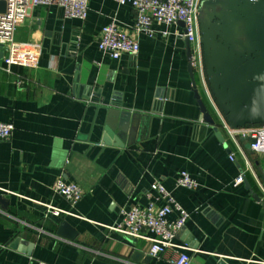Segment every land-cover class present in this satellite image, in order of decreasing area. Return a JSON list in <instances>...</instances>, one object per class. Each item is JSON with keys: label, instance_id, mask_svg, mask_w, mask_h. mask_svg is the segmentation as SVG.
I'll list each match as a JSON object with an SVG mask.
<instances>
[{"label": "crops", "instance_id": "0c3cea01", "mask_svg": "<svg viewBox=\"0 0 264 264\" xmlns=\"http://www.w3.org/2000/svg\"><path fill=\"white\" fill-rule=\"evenodd\" d=\"M114 20L139 40L137 54L100 53L102 31ZM135 23V10L113 0H90L84 22L66 19L58 6L17 20L15 39L38 50L39 65L8 71L0 60V122L15 127L0 142V264H174L172 250L153 259L148 241L110 228L134 206L162 207L156 182L191 214L176 242L192 264H264V153L252 154L242 139L238 149L227 134L224 123L243 125L228 121L208 64L210 49L231 112L264 110V0L200 3L203 60L193 70L225 144L201 122L183 23L157 25L155 38L138 36ZM181 172L199 187L177 188ZM242 174L250 189L235 184ZM60 177L84 191L75 216H51L44 206L69 209L54 193ZM65 221L74 241L58 235Z\"/></svg>", "mask_w": 264, "mask_h": 264}, {"label": "built area", "instance_id": "2783aa9c", "mask_svg": "<svg viewBox=\"0 0 264 264\" xmlns=\"http://www.w3.org/2000/svg\"><path fill=\"white\" fill-rule=\"evenodd\" d=\"M6 3V11L0 13V44L4 47V57L1 60L6 70L13 66L35 69L39 65L38 50L16 41V23L18 19L28 16L30 10L39 6H58L63 9L64 17L70 20L84 22L88 17L90 0H0ZM120 6H131L136 12L134 29L138 36L155 38L159 31L157 25L167 29L183 23L185 34L192 45L193 66L201 64L203 48L200 43L198 30L199 7L202 0H113ZM167 34V33H164ZM98 50L103 56L112 60H119L126 54H137L140 50L139 40L119 30L114 20L102 31L98 42ZM227 134L238 149H241L240 140H250V149L254 153H264V125H243L234 128L224 123ZM15 127L11 123L0 122V142L9 141ZM230 159L235 161V155ZM242 174L235 180L236 185L244 183ZM177 188L196 190L199 185L188 172H181L176 180ZM152 190L158 193L159 200L165 204L155 208L150 203L146 208L134 206L122 212L121 219L114 226L113 231L129 238L146 240L150 244L149 255L159 260L166 252L175 253L174 264H192L187 254L188 248L176 242L178 231L183 228L191 214L177 201L174 195L160 182L152 185ZM54 193L61 196L68 204L69 209L63 210L52 204H45L48 215L75 216V209L84 197L83 189L75 184L68 183L60 177L55 186ZM157 198V200H158ZM175 214L176 219L170 221L169 217ZM38 264H49L39 262Z\"/></svg>", "mask_w": 264, "mask_h": 264}, {"label": "water", "instance_id": "95a60500", "mask_svg": "<svg viewBox=\"0 0 264 264\" xmlns=\"http://www.w3.org/2000/svg\"><path fill=\"white\" fill-rule=\"evenodd\" d=\"M6 11V3L0 1V13H4ZM208 46L211 48V36H208ZM186 41V51H187V57L189 60V73L190 77L192 80L193 84V90H194V97L197 100V103L200 107L201 110V115L202 119L201 122L210 125L213 127V129L216 131V135L218 139L225 144V138L223 137L222 133L218 131L216 125V121L210 114L206 104L202 100L199 90L197 88L196 80H195V75H194V70H193V55H192V45L188 41V39L185 37ZM4 47L3 45L0 44V60L3 59L4 57ZM208 59H209V73L210 75L214 78V83H216L220 89H221V94L226 102L227 110L230 112L228 116V121L233 124V125H251V124H260L264 125V110H257V109H251V108H238L231 112V104H230V98H229V93H228V86L227 84L223 81L221 78L220 74L214 71V65L211 57V50L209 49L208 51ZM247 149L248 151H251L250 149V140H247ZM227 146V144H226ZM228 147V146H227ZM229 152L231 153L232 151L229 149ZM253 154L254 152L251 151ZM245 184L247 185V188L250 189V183L248 179L245 177L244 179ZM254 198L260 202V198L255 195ZM58 235L62 238L74 241L77 233L76 231L70 226V224L65 221L63 222L59 229H58ZM20 243L19 240L16 241L15 245H18ZM140 256V255H139ZM150 258H148L149 260Z\"/></svg>", "mask_w": 264, "mask_h": 264}]
</instances>
